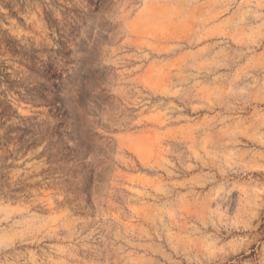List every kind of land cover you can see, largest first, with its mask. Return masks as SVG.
Instances as JSON below:
<instances>
[{"label":"rangeland","instance_id":"rangeland-1","mask_svg":"<svg viewBox=\"0 0 264 264\" xmlns=\"http://www.w3.org/2000/svg\"><path fill=\"white\" fill-rule=\"evenodd\" d=\"M0 264H264V0H0Z\"/></svg>","mask_w":264,"mask_h":264}]
</instances>
